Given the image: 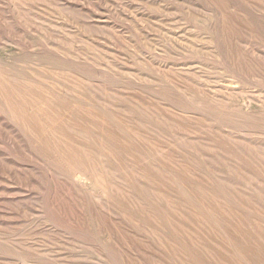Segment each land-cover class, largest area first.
<instances>
[{
	"label": "rangeland",
	"instance_id": "1",
	"mask_svg": "<svg viewBox=\"0 0 264 264\" xmlns=\"http://www.w3.org/2000/svg\"><path fill=\"white\" fill-rule=\"evenodd\" d=\"M0 78V264H264V0H0Z\"/></svg>",
	"mask_w": 264,
	"mask_h": 264
},
{
	"label": "bare ground",
	"instance_id": "2",
	"mask_svg": "<svg viewBox=\"0 0 264 264\" xmlns=\"http://www.w3.org/2000/svg\"><path fill=\"white\" fill-rule=\"evenodd\" d=\"M1 79V78H0ZM5 85V84H4ZM3 85V86H4ZM3 86H0V88L1 87H3ZM6 87V86H5ZM3 89V88H2ZM1 89V90H2ZM5 90V88L3 89V91ZM11 91V90H10ZM5 100V99H4ZM6 101H7V104H8V99H6ZM5 102V101H4ZM11 103L12 102H9V104L11 105ZM7 105V107L8 106H10V105ZM5 105H6V102H5ZM40 106V105H39ZM35 106H33V108H34ZM41 109H42V106H41ZM41 109L39 110V108L37 109L36 108V110H39V112L41 111ZM10 110V109H9ZM11 111H13V109H11ZM13 115V114H12ZM18 115V114H17ZM26 115V114H25ZM24 115V116H25ZM30 115V114H29ZM42 116L43 114H36V118H38L37 116ZM15 116V115H14ZM23 116V115H22ZM27 116V115H26ZM33 116V115H32ZM16 117V116H15ZM29 117V116H28ZM31 117V116H30ZM29 117V118H30ZM34 117V116H33ZM38 119H40V118H38ZM32 121L33 120H35V119H31ZM30 121V120H29ZM37 122V120L35 121V123ZM34 123V122H33ZM37 124H39V122L37 123ZM36 124V125H37ZM52 128V127H51ZM52 129H49L48 131H46V134H50V136H51V139L53 140L52 142H54V143H58V142H62V141H64V140H66L65 139V137H58V136H54L53 134H52ZM45 131H43V133H44ZM46 136V135H45ZM44 136V137H45ZM49 136V135H48ZM37 140H40V141H42L43 140V134H42V138L41 139H39V138H37ZM49 141V140H48ZM68 141V140H67ZM70 141V140H69ZM68 141V142H69ZM45 142H47V141H45ZM71 142V141H70ZM67 146H69V145H67ZM66 145H58V144H55V145H53V147H52V155H53V157L55 158V159H57V160H59V161H61L60 163H64V164H66L67 166H68V164L72 167H70V166H68V168H71L70 170H72V171H75V172H77V174L79 175V176H81V177H84V176H90L91 177V179L95 182V186H96V189H97V191H98V193H99V195H101V196H109V192H108V189H107V186H106V184H105V177H104V174H103V171H100V170H98V169H94L93 171H88L86 168H83L84 167V165H83V167H81L82 165H77L76 163H77V161H75V163H69L67 160L65 161L64 159H63V157L65 156V155H63L64 154V150L65 149H68V147H67ZM49 147L51 148V146L49 145ZM48 147V148H49ZM65 147H67V148H65ZM76 147H78V146H76ZM76 147H75V149H74V151L76 150ZM45 148V147H44ZM70 148V147H69ZM73 148V147H72ZM104 149V148H103ZM69 150V149H68ZM72 150V149H71ZM108 150H110V149H108ZM119 150V149H118ZM67 151V150H66ZM74 151H70V152H74ZM77 151V150H76ZM75 151V153H76V155H78L79 156V159H80V157H81V160L82 161H80V162H82V163H84L83 162V159H82V156H80L79 154H77V152ZM86 151V150H85ZM123 151V150H122ZM67 152H69V151H67ZM69 152V153H70ZM83 152V151H82ZM106 152V151H105ZM117 152V151H116ZM119 152V151H118ZM66 153V152H65ZM90 153V152H89ZM89 153H88V155H89ZM108 153V152H107ZM110 153V152H109ZM67 154V153H66ZM83 154V153H82ZM85 154V153H84ZM87 154V153H86ZM85 154V155H86ZM111 154V153H110ZM62 155H63V157H62ZM88 155H86V156H88ZM71 156V155H70ZM72 156H74V155H72ZM78 156L77 157H75V158H78ZM86 156H84L85 158H86ZM90 156V155H89ZM112 157H113V155H112ZM85 158H84V161H85ZM68 159V158H67ZM71 160L73 159L72 157L70 158ZM90 159V158H89ZM115 159V158H114ZM78 160V159H77ZM92 160V162H93V159H91ZM91 160H90V162H91ZM74 161H72V162H74ZM87 161L89 162V160L87 159ZM114 162H115V160H113ZM116 161H118V160H116ZM79 162V163H80ZM95 162V161H94ZM81 163V164H82ZM89 164H93V163H89ZM88 164V165H89ZM97 164V163H96ZM74 165H76V166H74ZM86 165V164H85ZM59 166V165H58ZM93 167V166H92ZM92 167H89V168H92ZM103 169V168H102ZM117 170H119V171H121V172H123V173H125V166L123 165V164H121L120 163V167L119 168H116ZM106 171V170H105ZM112 173V172H111ZM111 173H110V176H111ZM115 173V172H114ZM127 175V174H126ZM106 176V175H105ZM115 176V175H114ZM107 178H108V176H107ZM117 179V178H116ZM108 180H109V178H108ZM117 182H120V181H117ZM123 184V183H122ZM108 185V184H107ZM111 185V184H110ZM109 185V186H110ZM108 186V187H109ZM113 186V185H112ZM109 188H111V187H109ZM114 189V188H113ZM112 189V190H113ZM117 189V188H116ZM125 189V188H124ZM111 190V189H110ZM111 190V191H112ZM118 190V189H117ZM127 190V189H126ZM120 191V190H119ZM113 192V191H112ZM124 192V191H123ZM122 192V193H123ZM116 194V193H115ZM127 194V193H126ZM128 194L130 195V193L128 192ZM113 195V194H112ZM119 195H121L120 193H119ZM126 196V195H125ZM130 197V196H129ZM118 198V197H117ZM122 198V197H121ZM189 198V197H188ZM119 199V198H118ZM127 199V198H126ZM122 200V199H121ZM190 200V199H189ZM124 201V200H123ZM149 201H150V199L149 198H146V197H144V196H140L139 197V200L138 201H133V199H132V197H130V200L127 202V206H126V209L123 211V214H124V216L127 218V219H129V220H133V221H139L140 219L138 218V217H140L139 216V211H140V209H144L145 207H147V206H149ZM124 203V202H123ZM126 203V202H125ZM137 205H139V206H137ZM111 208V207H110ZM115 211V210H114ZM151 211V212H150ZM148 212H149V215L151 216V218L152 217H154V216H156V213L153 211V208H152V206H149L148 207ZM121 214V213H120ZM122 214V215H123ZM138 216V217H137ZM142 225H144V227H146L148 230H153V231H155V232H157V234H159V235H161V237H163L164 238V232H165V229L164 228H162V226L161 225H156L153 221H151V220H147L146 221V219L145 220H142ZM176 246V245H175ZM176 248V247H175ZM186 248V247H185ZM184 248V249H185Z\"/></svg>",
	"mask_w": 264,
	"mask_h": 264
}]
</instances>
